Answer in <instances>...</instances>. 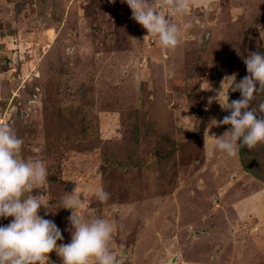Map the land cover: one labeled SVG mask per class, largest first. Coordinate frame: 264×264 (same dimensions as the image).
<instances>
[{"label": "rangeland", "instance_id": "1", "mask_svg": "<svg viewBox=\"0 0 264 264\" xmlns=\"http://www.w3.org/2000/svg\"><path fill=\"white\" fill-rule=\"evenodd\" d=\"M162 10L182 28L174 50L121 0H0V123L23 138L25 159L48 169L47 193L32 195L47 194L49 212L38 214L61 230L58 245L71 242L62 200L75 190L84 197L77 211L116 224L111 247L123 264H233L241 258L209 259V240L243 225L233 206L262 189L264 144L242 158L253 175L239 153L216 149L208 134L227 125L205 131L227 111L205 89L219 90L264 47V0H197L183 16ZM100 188L106 202L94 195ZM45 264L62 260L53 251Z\"/></svg>", "mask_w": 264, "mask_h": 264}, {"label": "clouds", "instance_id": "2", "mask_svg": "<svg viewBox=\"0 0 264 264\" xmlns=\"http://www.w3.org/2000/svg\"><path fill=\"white\" fill-rule=\"evenodd\" d=\"M115 3V0H110ZM132 11V19L147 30L148 35L158 37L162 47L174 50L181 44L182 28L162 8L167 6L173 14L186 15L197 0H121ZM205 3L206 0H199ZM185 24L184 28H190ZM247 75L237 81V73L225 75L219 90L211 86L205 90L216 91L209 104L216 100L221 109L230 114L222 120L211 118L205 133L212 127L230 125L221 136L213 138L214 147L229 157L238 155L243 147L249 150L264 143V102L254 106L256 97L264 94V53L250 52L245 58ZM228 92L239 91V99L226 103L219 99L224 85ZM207 110V109H206ZM187 118V117H186ZM188 130V129H186ZM206 137H204L206 144ZM23 138L8 123H0V218L12 217L7 225H0V264H45L49 253L55 251L62 264H123L111 247L116 224L94 214L77 211L84 197L66 193L62 208L71 211V242L63 240L61 230L53 220L45 219L38 212L47 194L32 195L33 189L46 192L48 169L39 159H25L22 155ZM97 200L106 202L109 193L103 188L94 193ZM83 197V198H82Z\"/></svg>", "mask_w": 264, "mask_h": 264}, {"label": "crops", "instance_id": "3", "mask_svg": "<svg viewBox=\"0 0 264 264\" xmlns=\"http://www.w3.org/2000/svg\"><path fill=\"white\" fill-rule=\"evenodd\" d=\"M212 0H209V2ZM264 18V15H262ZM264 45V41L262 40ZM229 129L228 127H226ZM259 191L253 190L250 192L249 197H245V200L239 201L233 206V211L240 225L236 226L232 224L229 228V233L223 235L221 239L224 241H229L227 247H218L217 243L221 241L219 239L216 241L214 236L210 241L211 247L208 248L207 252L209 259L215 258H241V260L233 264H248L247 259H256L254 261L263 264L264 259V185ZM262 191V193H260ZM240 203V204H239ZM10 222L0 223V225H7ZM240 230V232L238 231ZM243 231V233H242ZM243 234V235H242ZM194 238V236H192ZM244 240V242H242ZM215 253V250L217 249ZM200 255V253H197ZM200 259H208L205 257ZM208 259V260H209ZM261 259V261L259 260ZM184 264V263H183ZM185 264H203L202 262H190ZM209 264H212L209 262Z\"/></svg>", "mask_w": 264, "mask_h": 264}, {"label": "trees", "instance_id": "4", "mask_svg": "<svg viewBox=\"0 0 264 264\" xmlns=\"http://www.w3.org/2000/svg\"><path fill=\"white\" fill-rule=\"evenodd\" d=\"M257 51L264 53V47H260V50H257ZM255 52H256V50H255ZM222 72H223V69H220L219 71H217L216 74L219 75ZM235 73H237V77H236L237 81H239L240 79H242L243 77H245L248 74L247 70H246V65L244 62L241 64L239 70H237V72H235ZM217 75H213L212 73H210V78H212V79L217 78ZM227 93H228V97L231 98V100H229V102L232 100L239 99L241 96L239 91L232 92L231 90H229V92H228V90H227ZM262 102H264V94H260L256 97V100L254 101V106H258ZM229 114L230 113L227 111L226 116ZM56 115L60 116V115H62V113H60L58 110H56ZM227 127L230 128V125H227ZM17 128H19V126ZM262 144H264V143H262ZM172 146H174L173 143L171 146H169V148H167V146H166V148L169 149L168 150L169 155L171 152H173ZM250 151L251 150H249L247 147H243L240 149L239 154L241 155V161H242V167H243L242 169H244L246 172H248V174L253 175V173L250 170L251 167H250L248 161L246 160L247 158H244L245 160H242L243 156H247V155L249 156ZM169 155L164 156V159L169 158ZM262 182L264 183V181H262ZM4 222H7V221H1L0 223H4Z\"/></svg>", "mask_w": 264, "mask_h": 264}]
</instances>
